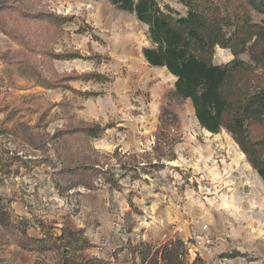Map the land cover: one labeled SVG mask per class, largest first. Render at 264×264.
<instances>
[{"label":"rangeland","instance_id":"obj_1","mask_svg":"<svg viewBox=\"0 0 264 264\" xmlns=\"http://www.w3.org/2000/svg\"><path fill=\"white\" fill-rule=\"evenodd\" d=\"M251 1L204 0V12L240 51L222 93L264 167L251 102L264 14ZM147 29L108 0H0V264H264V181L144 60ZM230 52L216 47L213 62Z\"/></svg>","mask_w":264,"mask_h":264},{"label":"trees","instance_id":"obj_2","mask_svg":"<svg viewBox=\"0 0 264 264\" xmlns=\"http://www.w3.org/2000/svg\"><path fill=\"white\" fill-rule=\"evenodd\" d=\"M108 1L120 10L133 13L138 21L148 26L151 45L141 49L144 60L150 66L165 67L175 77V96L191 101L195 118L202 128L211 133L226 128L231 133L264 181V167L254 165L235 136L242 128L241 114L227 111L229 102L222 93L228 76L239 71L244 62L238 58L240 51L232 48L221 33L218 18L206 17L204 0H179L187 8V13L177 17L169 13V6L161 8L156 0ZM256 3L257 0L251 1V5L264 14V0L260 5ZM260 38L264 40V19L253 44ZM216 47L230 49L233 58L214 63ZM251 102L255 103L256 111L264 112V90L254 94ZM89 135L95 136L96 132L91 131ZM172 246L175 242H170L164 249Z\"/></svg>","mask_w":264,"mask_h":264},{"label":"crops","instance_id":"obj_3","mask_svg":"<svg viewBox=\"0 0 264 264\" xmlns=\"http://www.w3.org/2000/svg\"><path fill=\"white\" fill-rule=\"evenodd\" d=\"M216 49V48H215ZM207 131V130H206ZM209 134H212V133H210L209 131H207Z\"/></svg>","mask_w":264,"mask_h":264},{"label":"bare ground","instance_id":"obj_4","mask_svg":"<svg viewBox=\"0 0 264 264\" xmlns=\"http://www.w3.org/2000/svg\"><path fill=\"white\" fill-rule=\"evenodd\" d=\"M241 156H243V154L241 153Z\"/></svg>","mask_w":264,"mask_h":264},{"label":"built area","instance_id":"obj_5","mask_svg":"<svg viewBox=\"0 0 264 264\" xmlns=\"http://www.w3.org/2000/svg\"><path fill=\"white\" fill-rule=\"evenodd\" d=\"M180 255V254H179Z\"/></svg>","mask_w":264,"mask_h":264}]
</instances>
